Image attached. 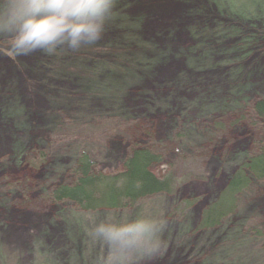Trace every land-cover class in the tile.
I'll return each instance as SVG.
<instances>
[{
	"label": "rangeland",
	"instance_id": "1",
	"mask_svg": "<svg viewBox=\"0 0 264 264\" xmlns=\"http://www.w3.org/2000/svg\"><path fill=\"white\" fill-rule=\"evenodd\" d=\"M116 10L95 45L0 52V264H106L113 249L97 226L112 224L132 248L143 222L161 243L131 250L129 264H264V181L220 226L191 231L264 141L240 101L264 98V0H118ZM135 145L162 154L153 171L174 178L171 193L89 211L50 197L79 153L110 175Z\"/></svg>",
	"mask_w": 264,
	"mask_h": 264
},
{
	"label": "trees",
	"instance_id": "2",
	"mask_svg": "<svg viewBox=\"0 0 264 264\" xmlns=\"http://www.w3.org/2000/svg\"><path fill=\"white\" fill-rule=\"evenodd\" d=\"M240 99L247 107L246 112L250 113L251 118L253 117L257 122L258 125L254 126L264 128V98H258L252 103L243 98ZM222 105L228 108L229 104L222 102L220 106ZM243 111L240 113L239 120L232 121L233 124L243 120L245 114ZM214 122L220 128L223 127L221 121ZM254 144V151L240 157L233 173L227 178L224 188L204 207L197 226L191 229L192 232L204 230L202 226L204 220L213 223L209 230L220 226L226 218L235 213L240 195L252 184L264 181V141H255ZM161 161L162 154L151 147L135 145L129 149L122 169L115 174L107 175L97 173L87 152H81L75 157L71 181L54 186L50 190V197L55 201H69L84 211L126 208L144 197L172 192L175 186L174 178L160 177L153 171V168ZM228 196H233L235 203L226 212L222 204ZM177 205L178 212L181 210L180 202ZM188 206L187 201L184 207L188 208Z\"/></svg>",
	"mask_w": 264,
	"mask_h": 264
},
{
	"label": "clouds",
	"instance_id": "3",
	"mask_svg": "<svg viewBox=\"0 0 264 264\" xmlns=\"http://www.w3.org/2000/svg\"><path fill=\"white\" fill-rule=\"evenodd\" d=\"M118 0H0V52L10 58L36 52L55 55L95 45L117 15ZM135 247L119 242L112 224L97 233L112 246L106 264H129L131 250L151 254L160 246L158 229L148 222Z\"/></svg>",
	"mask_w": 264,
	"mask_h": 264
},
{
	"label": "bare ground",
	"instance_id": "4",
	"mask_svg": "<svg viewBox=\"0 0 264 264\" xmlns=\"http://www.w3.org/2000/svg\"><path fill=\"white\" fill-rule=\"evenodd\" d=\"M246 210V212L248 211V208L247 209H245ZM193 241H197L198 240V238H193L192 239ZM169 264V263H168Z\"/></svg>",
	"mask_w": 264,
	"mask_h": 264
}]
</instances>
